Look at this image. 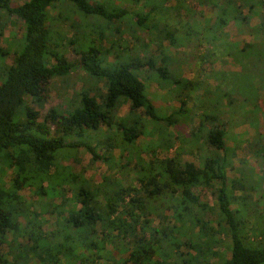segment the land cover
Instances as JSON below:
<instances>
[{"label":"trees","instance_id":"16d2710c","mask_svg":"<svg viewBox=\"0 0 264 264\" xmlns=\"http://www.w3.org/2000/svg\"><path fill=\"white\" fill-rule=\"evenodd\" d=\"M144 3L136 12L105 1L0 0V24L6 16L22 23L19 37L0 45V161L15 171L12 183H0V264H264V171L256 198L235 195L218 155L226 130L216 118L208 128L203 119L190 126L187 137L173 131L192 123L191 115L178 116L184 117L182 107L207 76L199 68L185 80L181 66L190 53L203 48L214 62L226 56L227 43L229 55L246 65L254 60L264 79V0H173L162 11L148 6L152 0ZM206 5L212 13L201 7ZM50 8H57L56 16ZM239 19L259 36L249 46L229 38L226 26ZM62 25L70 33L65 49ZM127 30L147 35L142 54L123 36ZM148 46L161 49L150 52ZM66 51L76 58L67 59ZM7 54L9 65L3 61ZM146 68L164 84L163 95L179 103L168 106L165 117L157 113ZM75 71L88 76L87 86L40 120L44 85ZM124 103L130 115L139 111L143 118L119 116ZM103 125L115 135H104ZM141 135L148 138L143 145ZM187 138L201 151L197 163L182 161L178 152L158 155L157 149ZM67 148H83L91 161H109L114 151L119 159L129 149L132 168L123 182L94 185L84 168L75 173L59 161ZM254 154L264 165V143ZM17 183L37 185L33 190L42 199L26 200ZM194 188L208 189L211 203H200ZM226 237L224 258L219 248Z\"/></svg>","mask_w":264,"mask_h":264},{"label":"rangeland","instance_id":"374dc122","mask_svg":"<svg viewBox=\"0 0 264 264\" xmlns=\"http://www.w3.org/2000/svg\"><path fill=\"white\" fill-rule=\"evenodd\" d=\"M10 1L13 4L21 2V0ZM90 1H105V3H108L111 6H124L127 7L128 10L136 12H139V10H142L143 8L145 9V0ZM171 3H173V0H152V3L148 6L157 8L158 11H162L164 8H162V6L170 5ZM193 3L195 4L196 2ZM201 7L205 8L206 11L209 9V12L212 13L213 8L211 6L206 5ZM48 12L50 15L56 16L57 8H50ZM13 19L14 18L6 16L5 22L3 20L0 24L1 46H6L7 39L16 38L20 35L22 23L20 20ZM87 24H90V21H87ZM64 25H62V29H59V31L63 33L65 38V40L63 39L64 42L62 45L65 49V43L67 42V37L70 33H64ZM48 26L54 27L53 20H48ZM226 28L230 30L229 38H231L237 46H249L252 42H254V40H256V38L259 37L258 35L252 34L250 30L243 25L240 19L235 23H229ZM106 33H108V31ZM123 36L128 40L134 50L138 51L139 54H142L141 52H143V49H145L148 43V38L145 32H132L131 30H127ZM222 47H225V50L227 51L226 56L223 57V52L214 62L209 61L207 59L208 57L203 54V48H201L199 53H196V51L194 53H190V59L189 56L187 59H184V63L181 68L182 75L185 80L193 79L197 73L195 70L199 68H203L207 76L203 80L199 89H195L196 93H189L191 95L189 101L182 107L184 117L178 116V119H180L191 115L190 118L192 119V123H190L189 120L187 123L180 124L183 126L182 129H180L181 131L177 130L176 127L173 131H175L177 135L187 137L190 132V126H196L198 122L203 119L206 120L205 124L202 123L203 126L208 128L212 125L213 120L211 119V116H214L216 118V122L220 123L219 126L226 130L224 149L218 150V155L220 159L226 161L227 176L229 182L233 183V193L235 195L251 194L253 196L255 195L254 197L256 198L259 188L263 185L262 180H259V174L264 171V165L261 166V160L259 158H255L256 155L254 154V148L257 144L264 143V79L263 75L261 76L260 71H257V67L254 66V60L252 64L246 65L243 61H238L237 57L228 54L229 46L227 43L223 44ZM154 48L155 46H153V48L148 46L147 49L150 52L156 51V53H158L157 51L161 49L158 48L155 50ZM64 55L70 60L76 58L74 54L68 51H66ZM247 55L248 56L245 57L246 60L249 57V53ZM3 61L5 65H9L12 61V54L5 55V57H3ZM179 67L177 70L180 72ZM145 70L144 72L149 76L148 89L151 95H153V99H155L157 113L160 116L165 117V109L168 106L179 108V103L176 99L169 98L172 95H163L166 90L164 84L161 83V85H159L156 83L155 77L151 76L150 69L146 68ZM87 79L88 76L85 73L75 71L71 72L67 79L62 80V78H53L50 82H47L44 85V89L41 94L42 105L39 109L40 120L43 116H45L49 108L62 104L66 106L71 100L75 101L74 98L77 96L76 92L83 90L84 87L87 86V82H85ZM27 100H29V98H27ZM117 113L119 116L127 117L132 120L138 119L139 117L143 118V115L140 114L139 111L130 115L128 106L125 103L118 107ZM48 125L50 131L54 132L55 125L51 123H48ZM143 125L145 124L143 123ZM175 125L172 124V126ZM180 125L177 126L180 127ZM149 126L146 125L145 133L147 132ZM101 130L104 135H115L114 129H107L104 125L101 126ZM104 130L106 132H104ZM147 140V135H141L138 139V144L143 145ZM191 141V138H187L184 141L178 140L176 144H174V147L169 150L162 148L157 149V153L159 156L164 157L166 155H174L178 152L182 161L187 160L197 163L201 151H195L194 147L191 145ZM122 144L125 147L126 142H123ZM128 146L132 147V145ZM128 150H125L124 156L119 159L114 156L119 153L114 151L113 157L111 160L109 159V161H91V155L83 148H79L77 150L67 148L66 151L59 156V161L62 164L71 167L72 171L75 173L80 172L84 168L86 177L91 180L94 185L103 182L104 179H110L111 183L112 181L113 183H118L124 181L123 178L125 170H130L132 168L131 163L126 158ZM96 151L100 155L106 153L105 149L97 148ZM14 175L15 171L6 169L0 161V176L2 180L0 183L4 182L6 185L12 183ZM234 180L238 183L233 182ZM17 184L19 188H21V193L26 200L37 202L42 199L33 190L37 185L26 186V184L22 183ZM94 194H96V191H94ZM193 194L200 203L210 204L212 201L210 191L208 189L194 188ZM96 196L100 197L101 194ZM258 203L260 204V201ZM44 215L46 214L44 213ZM44 215H42V217ZM48 222L51 224L50 219H48ZM48 222L43 225L44 230H47L50 227ZM228 244L229 238L226 237L224 244L219 248V252L223 254L224 258H227L229 255ZM217 259V257H214V260Z\"/></svg>","mask_w":264,"mask_h":264}]
</instances>
